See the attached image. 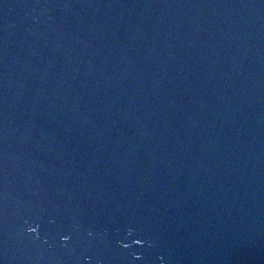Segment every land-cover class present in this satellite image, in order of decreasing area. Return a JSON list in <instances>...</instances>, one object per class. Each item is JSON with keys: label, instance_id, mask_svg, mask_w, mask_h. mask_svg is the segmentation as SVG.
<instances>
[{"label": "water", "instance_id": "obj_1", "mask_svg": "<svg viewBox=\"0 0 264 264\" xmlns=\"http://www.w3.org/2000/svg\"><path fill=\"white\" fill-rule=\"evenodd\" d=\"M0 264H264V0H0Z\"/></svg>", "mask_w": 264, "mask_h": 264}, {"label": "clouds", "instance_id": "obj_2", "mask_svg": "<svg viewBox=\"0 0 264 264\" xmlns=\"http://www.w3.org/2000/svg\"><path fill=\"white\" fill-rule=\"evenodd\" d=\"M29 231H35V229H29ZM64 239H67V237H64Z\"/></svg>", "mask_w": 264, "mask_h": 264}]
</instances>
